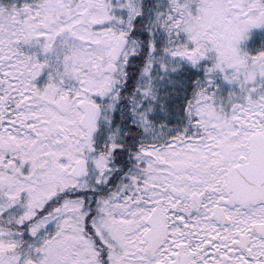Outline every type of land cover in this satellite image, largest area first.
I'll use <instances>...</instances> for the list:
<instances>
[{
  "label": "snow or ice",
  "instance_id": "snow-or-ice-1",
  "mask_svg": "<svg viewBox=\"0 0 264 264\" xmlns=\"http://www.w3.org/2000/svg\"><path fill=\"white\" fill-rule=\"evenodd\" d=\"M0 264H264V0H0Z\"/></svg>",
  "mask_w": 264,
  "mask_h": 264
}]
</instances>
